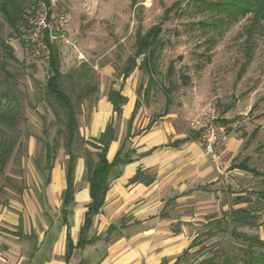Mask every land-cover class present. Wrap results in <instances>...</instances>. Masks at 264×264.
<instances>
[{
	"label": "rangeland",
	"instance_id": "obj_1",
	"mask_svg": "<svg viewBox=\"0 0 264 264\" xmlns=\"http://www.w3.org/2000/svg\"><path fill=\"white\" fill-rule=\"evenodd\" d=\"M48 2L46 9L63 11L70 19L68 36L72 44L58 47L61 70L86 68L92 78L90 84L95 87L78 108L82 136L91 138L87 127L98 100L109 88L121 84L120 71L134 54L137 33L144 34L155 25L160 29L154 54L155 81L145 87L148 75L135 68L123 89L132 92L140 103L133 132L144 130L150 119L165 121L177 133L200 143L205 124L216 120L229 125L236 123L234 128H228L226 143L218 144L209 154L214 180L205 185L196 181L186 194L167 193V197L173 193L190 197L182 201L175 200L176 197L169 199L165 207H160L159 215L165 219L154 226L156 229L147 238L126 241L121 248L123 254L119 257L113 254L106 264H162V254L168 253L172 254L166 258L168 264L176 256L180 257L178 264H200L212 256L215 260L224 255L242 257L245 244L229 232L208 226L207 222L230 207H245L251 202L257 216L255 223L239 226L238 231L264 238V209L257 199V192L264 191V30L256 36L253 55L245 63L243 29L249 15L225 27H215L211 24L212 12L195 0ZM2 44L9 46L15 59ZM142 57L138 56L137 61ZM46 60L26 50L0 13V114L16 116L13 127L0 122L5 136L15 143L0 169V253L20 249L27 258L35 254L33 264H43L53 255L56 259L53 264H64L61 185L50 181L44 186L45 176L35 165L37 160L44 164L43 122L51 136L57 129L56 125H50L54 121V109L42 94ZM170 63L174 65L171 75L167 74ZM183 75L188 77L186 83ZM112 120L116 135L122 140L127 120L117 114L112 115ZM74 152L82 158L80 147L75 146ZM65 158L66 151L61 145L54 164L61 176ZM240 164L262 174L244 171ZM76 178L79 190L86 184L84 166ZM238 196H245L248 201L236 204ZM73 210L76 211L70 214L69 221L72 225L79 224L82 205L77 204ZM103 216L105 220L107 217ZM101 220L90 228L87 237L94 233L104 235L106 224ZM171 225L180 228V235L170 230ZM71 230L75 238L76 229ZM128 231L131 232L113 230L107 239L75 249L71 261L100 263L112 242L121 235L127 237Z\"/></svg>",
	"mask_w": 264,
	"mask_h": 264
},
{
	"label": "trees",
	"instance_id": "obj_2",
	"mask_svg": "<svg viewBox=\"0 0 264 264\" xmlns=\"http://www.w3.org/2000/svg\"><path fill=\"white\" fill-rule=\"evenodd\" d=\"M188 1V0H187ZM212 12L211 24L215 27H225L232 21L239 18L248 17V22L243 29L244 33V60L249 62L253 55V46L255 45L256 36L264 30V0H195ZM49 6L48 0H0V13L6 23L12 28L18 36H21L20 25L26 21V16L34 13L38 6ZM167 13V10H166ZM160 29L152 26L144 34L137 33L136 49L132 56L127 58L125 66L120 73L126 78L135 68L148 75V82L145 87L154 83V54ZM49 46V57L46 60L47 73L42 94L50 102L48 103L54 109V121L51 126L56 125L57 129L54 136L50 135L49 130L43 122L42 140L44 164L36 161L37 169L43 172L45 176L44 185L49 182V174L53 168L56 154L62 145L66 151L67 159L65 165L66 187L61 193V223L66 226V253L65 259H69L74 247H82L91 240L85 238V234L92 225L93 216L98 213L104 203L106 193L109 189L111 180L118 175L119 165L132 161L131 151L125 149L124 143L119 147L113 159L109 161L106 157L108 147L116 137L113 120H110L105 129L98 137L86 139L80 134L78 108L83 100L88 99L95 91L91 86V76L88 69H70L66 72L61 70V59L59 48L47 41ZM2 48L13 58L11 49L6 44ZM143 55L140 62L137 57ZM174 65L168 66L169 75L173 74ZM243 67L242 70L243 71ZM241 73V72H240ZM183 82L188 80L187 76H182ZM107 99L112 104L113 112L121 114L122 105L127 98L121 93L120 89L109 88ZM168 97L166 103H169ZM140 103L137 99L134 105L131 117L128 120L127 136L129 135L130 123L134 117ZM167 109V107H166ZM0 122L14 126L16 116L0 114ZM61 140V142H60ZM14 140L5 136L0 126V169L7 162L9 155L14 147ZM82 149V157L85 162V177L89 186L90 202L84 214V221L79 230V237L76 244L70 237L69 232V214L74 205V164L78 157L74 148ZM93 149V150H92ZM237 167V166H235ZM240 167L253 175H260L259 172L247 164H240ZM46 171L47 174H44ZM257 199L260 206L264 209V191L257 192ZM248 201L245 196H238L235 203ZM252 203L249 202L245 207H230L223 211L221 216L210 218L208 226L215 227L216 230L229 232L232 236L239 239L245 244L242 257L224 255L219 260L208 257L200 264H264V238L259 235H249L246 232L238 231L239 226H253L257 217L253 212ZM264 223V219L262 221ZM92 239V238H91ZM186 252V251H185ZM184 253V252H183ZM180 257H176L172 264H178ZM240 261H238V259Z\"/></svg>",
	"mask_w": 264,
	"mask_h": 264
},
{
	"label": "crops",
	"instance_id": "obj_3",
	"mask_svg": "<svg viewBox=\"0 0 264 264\" xmlns=\"http://www.w3.org/2000/svg\"><path fill=\"white\" fill-rule=\"evenodd\" d=\"M129 75L126 78H123L121 75V84L118 87H114V89H120L121 93L127 98L126 102L122 105V111L120 114L123 119L127 120L126 133L122 140L120 135L119 137L116 135L115 139L111 141L108 147L106 157L111 161L119 147L124 143L125 149L131 151L130 154L132 161L119 165L118 175L111 180L103 205L98 213L93 216L90 228L102 218V223L106 224L103 236L94 233L90 237H87V233L90 231L89 228L85 234V238L90 239L91 241L82 247H74L69 259H65L67 230L66 226L61 223L65 228V250L63 252L64 264H84L85 261L83 259L79 260V262L71 261L75 249H82L87 245L94 244L102 238L107 239L113 230L127 229L131 231H128L129 233H127V237L121 235L119 238L115 239L108 248V254L98 264L108 263V259L112 258L115 253L117 257L121 256L123 254L121 248L125 246L126 241L147 238V236L150 235V231L156 229L154 226L159 223L161 219H165L160 217L159 214L160 209L165 207L169 199L176 197L175 200L177 201L185 200L186 197L190 196L184 194L178 196L176 194H182L183 192L186 194L187 189L195 184L196 181H199L200 185H205V183L214 180V178H212V167L208 161L209 154L206 155L205 152H203L204 149L202 148L203 146L201 143L177 133L167 122H157L150 119L146 128L140 133L135 134L133 132V122L135 120L137 109L130 123L129 135H126L128 120L131 117L135 102L138 99L137 97L135 98L132 92L126 93L123 90L126 86ZM113 114L116 113L113 112L112 104L108 101L107 96L103 95L98 100L97 109L93 112L91 121L87 127L89 137H98L105 129L107 123L112 120ZM160 117L164 118L165 116ZM66 159L67 155L65 158V165ZM83 166L85 177L84 158L78 156L75 160L73 170L75 203L72 206L70 214H72L73 211H76L73 209L77 204L78 206L82 205L83 210L81 212V222L79 224L72 225L69 221V232L73 245L76 244L79 237V230L84 221V214L87 205L91 200L86 177V184L84 187L79 190L76 189L77 173L79 170L83 169ZM50 174L51 178L53 177V180L49 179V182L46 185H48L50 181L58 182L61 185L62 193L63 189L66 187L65 166L62 176L54 165ZM172 192L176 194L173 195V193L168 197L165 196L167 193ZM103 214L106 215L108 218H106L107 220H104ZM181 219L183 218L181 217L180 220ZM117 222L120 224H117ZM72 228L76 229L75 238L72 236ZM170 230L173 231L175 235H180L179 227L171 225ZM120 250L121 252L117 253ZM170 255L172 254H162L160 262L162 264H168L166 258ZM28 257L29 258H27V254L20 249L14 252H6L5 254L0 253V264H24L25 261H27L26 264H33L35 254H30ZM176 257L172 258V262L169 264H172ZM55 260V256L53 255L51 259L45 261L43 264H53V261Z\"/></svg>",
	"mask_w": 264,
	"mask_h": 264
},
{
	"label": "built area",
	"instance_id": "obj_4",
	"mask_svg": "<svg viewBox=\"0 0 264 264\" xmlns=\"http://www.w3.org/2000/svg\"><path fill=\"white\" fill-rule=\"evenodd\" d=\"M40 11L26 16L24 24L20 25V40L26 50L35 57L47 59L49 57V46L47 41L69 46L72 44L69 38V15L63 11H53L41 5ZM235 122L230 125L220 121H211L205 124L200 132V143L205 154L214 152L218 144H225L227 130L234 128Z\"/></svg>",
	"mask_w": 264,
	"mask_h": 264
}]
</instances>
